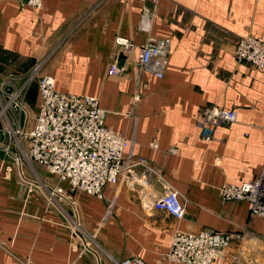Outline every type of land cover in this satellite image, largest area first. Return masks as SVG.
Returning <instances> with one entry per match:
<instances>
[{
    "label": "crops",
    "instance_id": "obj_1",
    "mask_svg": "<svg viewBox=\"0 0 264 264\" xmlns=\"http://www.w3.org/2000/svg\"><path fill=\"white\" fill-rule=\"evenodd\" d=\"M144 7L152 11L148 28L141 26ZM246 35L264 39V0H43L40 8L0 0V76L27 75L40 64L57 90L96 96L106 126L131 140L133 156L145 158L184 203L180 220L152 207L164 184L140 167L105 186L104 199L70 191L36 169L42 182L74 200V212L62 204L76 213L82 232L74 234L62 211L21 184L0 148V264H115L131 257L177 264L165 258L176 228L243 231L215 264H264V219L250 215L246 201L218 195L225 183L256 177L264 162V73L234 57ZM118 36L133 44L130 52H120ZM149 36L171 41L162 78L135 75ZM33 89L24 99L31 112L40 104ZM206 106L236 112L209 140L200 123ZM105 200L115 205L104 220Z\"/></svg>",
    "mask_w": 264,
    "mask_h": 264
},
{
    "label": "built area",
    "instance_id": "obj_2",
    "mask_svg": "<svg viewBox=\"0 0 264 264\" xmlns=\"http://www.w3.org/2000/svg\"><path fill=\"white\" fill-rule=\"evenodd\" d=\"M34 8L42 7L43 0H24ZM152 12L144 7L141 26L148 28ZM115 43L121 53L132 50L133 44L123 37ZM171 42L169 38L148 37L139 48L135 75L150 73L162 78L168 61ZM235 58L247 62L264 73V39L252 35L241 36L234 48ZM37 64L27 75L0 76V148L11 158L18 169L20 182L29 190L42 193L46 203L67 217L74 234L82 230L73 217L66 212V202L74 212V200L56 184H45L36 174L34 164L42 167L57 182H67L70 191L85 192L104 199L103 188L116 184L125 173L136 167L143 175L159 177L163 192L152 207L162 209L180 220L184 203L177 190L151 167L143 157H134L132 141L122 133L105 124V110L96 96L61 92L55 87L54 77L40 73ZM119 72L117 64L110 65L109 73ZM35 83L40 104L35 112L25 106L24 99L29 86ZM234 109L206 106L202 110V137H213L216 126L234 122ZM156 147V142L149 143ZM127 153V154H126ZM26 172L36 177L28 178ZM157 177V178H158ZM66 193V194H65ZM222 201L241 202L249 205L252 216L264 219V162L259 174L240 183H225L218 190ZM104 220L114 213V201L105 200ZM76 220V221H75ZM77 230L80 232H77ZM244 238V232L206 229L200 232H185L176 228L171 236L165 255L168 262L177 264H215L225 255L233 242ZM115 264H144L136 257L115 261Z\"/></svg>",
    "mask_w": 264,
    "mask_h": 264
},
{
    "label": "trees",
    "instance_id": "obj_3",
    "mask_svg": "<svg viewBox=\"0 0 264 264\" xmlns=\"http://www.w3.org/2000/svg\"><path fill=\"white\" fill-rule=\"evenodd\" d=\"M35 86H36L35 83H32V84L29 86V88H28V90H27V93H26V95H25L26 97H27V96H29V97L32 96V94H33L32 91L34 90L33 88H35Z\"/></svg>",
    "mask_w": 264,
    "mask_h": 264
},
{
    "label": "rangeland",
    "instance_id": "obj_4",
    "mask_svg": "<svg viewBox=\"0 0 264 264\" xmlns=\"http://www.w3.org/2000/svg\"><path fill=\"white\" fill-rule=\"evenodd\" d=\"M151 11V10H150ZM152 12V11H151ZM168 38V37H167ZM170 40V39H169ZM171 42V41H170ZM234 57H235V53H234ZM237 60V59H236ZM35 170L37 169L38 171L40 170V172H42L44 169L40 166H38L37 164H34Z\"/></svg>",
    "mask_w": 264,
    "mask_h": 264
}]
</instances>
